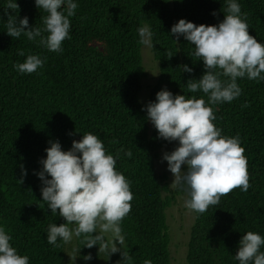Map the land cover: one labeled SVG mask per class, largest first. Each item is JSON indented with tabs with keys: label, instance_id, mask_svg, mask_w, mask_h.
<instances>
[{
	"label": "trees",
	"instance_id": "16d2710c",
	"mask_svg": "<svg viewBox=\"0 0 264 264\" xmlns=\"http://www.w3.org/2000/svg\"><path fill=\"white\" fill-rule=\"evenodd\" d=\"M77 2L71 39L63 42L62 53H54L25 36L9 37L5 23L14 13L5 14L6 0H0V223L19 254L29 256L30 264H123L122 254L130 256L132 264L145 260L171 264L167 211L177 198L188 197L169 187L166 173H157L159 152L171 143L158 138L143 109L165 88L174 95L207 100L202 92L186 88L188 80H198L205 68L192 55L194 45L182 36L174 42L171 28L181 19L217 25L224 19L226 5L224 0ZM17 3L20 18L27 16L30 27H43L47 13L35 0ZM239 3L248 14L249 34L264 42V0ZM145 25L154 44L147 47L158 67L156 82L148 90L145 45L139 43L137 32ZM29 54L46 57V63L36 73L21 74L15 65ZM184 65L192 73L183 72ZM238 84L242 89L238 99L213 106L215 123L224 135L240 136L251 187L247 192L233 189L205 213L193 212L184 264H238L233 257L242 236L248 231L264 236V81L243 78ZM147 91L149 102L144 103L141 97ZM87 132L99 135L109 154L120 153L116 167L131 181L134 196L131 212L121 223L125 239L110 257L98 246L85 247L82 238L72 240L70 254L69 243L47 242L48 225L65 221L51 215L43 203L42 181L34 174L42 170L40 161L46 159L49 141H59L67 151ZM89 254L92 260L85 261Z\"/></svg>",
	"mask_w": 264,
	"mask_h": 264
},
{
	"label": "clouds",
	"instance_id": "9594fccd",
	"mask_svg": "<svg viewBox=\"0 0 264 264\" xmlns=\"http://www.w3.org/2000/svg\"><path fill=\"white\" fill-rule=\"evenodd\" d=\"M224 3V19L217 25H196L181 19L171 28L175 43L182 36L195 46L192 55L203 62L205 72L198 80L189 79L186 88L191 93L202 92L207 100L195 95H174L165 88L143 109L159 139L178 142L172 152L163 154L162 162H167L168 171L174 176L171 187L186 194L184 206L196 214L218 205L233 189L247 192L251 187L241 138L223 134L216 126L213 106L231 103L242 95L239 79L264 81V42L249 34L248 14L242 12L239 0ZM35 5L47 13L42 18L43 27H30L27 16L19 17L17 0H6L5 14L11 10L14 15H8L5 33L16 39L25 36L50 52L62 53L63 42L71 39V18L79 7L77 0H35ZM137 32L140 44L154 48L147 25ZM46 59L29 54L15 68L21 74L36 73ZM182 71L192 73L193 69L184 65ZM49 144L46 159L40 161L42 170L34 174L42 181L43 203L51 215H58L65 222L48 225L47 242L59 246L82 238L89 249L98 246L99 252L104 251L109 257L117 253L120 248L116 242L122 245L125 239L121 223L131 212L134 198L131 181L116 167L120 153L109 154L101 137L93 132L84 133L79 141L73 140L67 151L62 150L59 141ZM120 151L132 156L131 151ZM21 169L26 176L23 165ZM104 234H110L111 239L105 240ZM12 239L0 223V264H30L29 256L20 255ZM262 248L264 236L248 231L233 258L238 264H264ZM122 256L123 264H132L130 256ZM83 259L90 261L92 256ZM144 264L152 261L145 260Z\"/></svg>",
	"mask_w": 264,
	"mask_h": 264
},
{
	"label": "rangeland",
	"instance_id": "374dc122",
	"mask_svg": "<svg viewBox=\"0 0 264 264\" xmlns=\"http://www.w3.org/2000/svg\"><path fill=\"white\" fill-rule=\"evenodd\" d=\"M143 64L146 67L147 71V78L144 81V86L148 90V87L152 86L156 82V74H157V64L154 62L152 55L150 54L149 47L145 46L143 53ZM142 55V56H143ZM142 102L148 103L149 102V93L144 92L142 97ZM178 143H171L166 148H163L159 152V157L155 162V168L158 174L166 173L168 176V185L170 188L171 184L173 183L174 176L173 174L168 171V165L166 161L162 162V157L165 152H172ZM185 197L177 198V203L174 204L168 211V221L169 227L171 232V240H170V249L172 255V263L171 264H184L186 251H187V243L190 236V229L193 223V212L186 209L184 206ZM106 240L111 239L110 234H104ZM74 243L71 241L69 243L68 252H72V248H74ZM117 248L120 247V244L116 242ZM72 247V248H71ZM119 252V251H118ZM73 257V254H71ZM74 262V261H73Z\"/></svg>",
	"mask_w": 264,
	"mask_h": 264
}]
</instances>
